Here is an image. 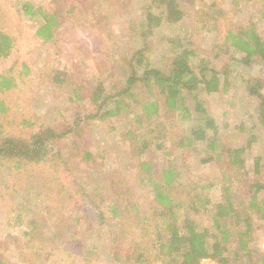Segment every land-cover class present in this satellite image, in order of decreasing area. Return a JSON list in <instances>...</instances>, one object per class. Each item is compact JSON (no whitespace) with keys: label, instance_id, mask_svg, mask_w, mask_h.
<instances>
[{"label":"trees","instance_id":"trees-1","mask_svg":"<svg viewBox=\"0 0 264 264\" xmlns=\"http://www.w3.org/2000/svg\"><path fill=\"white\" fill-rule=\"evenodd\" d=\"M185 1L190 2L145 0L147 17L138 26L142 47L133 51L127 61L124 79L113 82L110 89L109 80L119 79L115 61L108 80L79 70L55 68L49 72L47 79L69 94L70 102L79 109L72 122L64 123L61 129L47 122L38 124L30 110L12 105L17 81L25 83L22 75L29 72V65L21 63L24 70L18 76H10L15 62L0 72V204L7 213L17 212L18 224H23L21 210L25 205L8 207L7 196L18 187H26L31 195L30 181L40 175L42 186L37 196L46 206L54 208L57 197L69 187L80 216L104 225L117 224L118 239L112 241L109 249L112 261L101 264H197L204 257H211L218 264H264L262 157L255 158L251 174L243 156L245 147L221 145L217 136L221 128L203 98L228 93L234 64L250 69L260 66L263 75L247 80L246 87L250 97L258 102L254 126L264 133V31L257 18H249L245 23L237 21L251 3L261 7L264 18V0H231L225 9L215 0L209 7L199 6L192 11L184 9ZM71 2L82 0L64 3L65 8L71 5L74 11ZM15 9L21 25L23 17L39 14L41 20L35 35L45 42L53 41L64 24H72L71 20L59 24V12L41 14L30 0L19 1ZM76 20L84 22L82 15ZM88 20L99 29L103 45H109L111 39L118 41L120 35L116 37L112 30L115 23L101 17L97 10L92 11ZM189 22L187 38L195 40L197 33L204 41L206 33H212L210 47L204 46L198 53L196 45L188 40L167 38L163 40L175 42L178 49L170 62L154 53L151 37L158 28ZM124 28L121 36L123 31L128 32ZM16 34L14 28L0 20V60L12 59ZM107 49L113 58L114 51ZM163 109L178 113L184 122L191 121L190 135H176L174 148L185 150L204 144L207 154L200 163L213 164L218 169L211 183L197 182L199 177L193 172V165L173 158V149L163 151L166 143L162 140L170 134ZM110 119L133 120L135 128H128L125 149L139 162L131 183L124 178L112 181L110 193L94 198L73 178L78 171L88 170L98 164L99 158L103 159L87 148L89 126L94 121L105 123ZM256 136H252L247 147ZM67 138L71 142L65 156L60 141ZM114 152L121 156L119 151ZM28 224L26 234L34 237V248L46 256L52 257L50 251L58 247L65 250L66 257H71L77 248L68 241L71 236L58 246L63 226L59 233H51L42 218ZM258 234L262 237L259 244ZM79 256L82 260L86 255L82 251ZM90 264L97 263L92 259Z\"/></svg>","mask_w":264,"mask_h":264},{"label":"rangeland","instance_id":"rangeland-1","mask_svg":"<svg viewBox=\"0 0 264 264\" xmlns=\"http://www.w3.org/2000/svg\"><path fill=\"white\" fill-rule=\"evenodd\" d=\"M19 1L23 0H0V20L4 25H10L15 29V33H18L16 34V48L12 59L10 61L0 60V72L13 66L15 62L17 65L14 66V71L10 76H18L24 70L21 63L25 62L29 65V72L22 75L25 83L17 81L18 89L14 92L12 105H21V108L30 110L38 124L47 122L52 127L61 129L64 123L72 122L79 109L70 102L69 94L61 91L58 85L47 79L49 72L55 68L69 71L79 70L86 74H93L97 78L108 80L107 77L111 68L114 69L116 64L119 79L109 80L111 83H108V87L110 89L115 81L121 82L126 75L124 69L127 61L131 58L133 51L142 47L143 39L138 26L144 24L147 17V10L144 8L145 0H82V2H71L74 11L71 10V5L67 8L64 7L67 0H30L41 14L52 15L59 12L61 16V20L58 18L59 24L66 20L72 21L70 25L69 23L64 24L60 28L59 34L53 41L49 42H45L35 35L39 26L38 22L41 20L39 14L34 18L25 16L22 25L19 23L17 20L19 13L15 9ZM189 1L183 2V7L187 11H192L199 6L209 7L215 0H205V4L199 0ZM230 2L231 0H217V3H221L224 9L228 8ZM94 9L101 17L115 23L112 30L116 37L120 35L118 41L111 39L109 45H103L104 40L100 37L99 29L88 22ZM78 15H82L84 22H77ZM262 15L261 7L251 3L238 16L237 21L245 23L248 22L249 18H257L262 31H264ZM121 22L124 23L123 26ZM189 25L190 22L188 25L183 23L179 25L164 24L158 28L151 37L154 53L162 55L167 58V62H170L169 58H172L178 49L175 42L173 44L171 41H164L167 38L178 40V42H180L179 39L181 41L182 39L188 40L196 45L198 53L202 52L204 46L210 47L213 43L212 33H206L204 41L201 34L197 36V33L195 40L190 37L188 39L186 28H189ZM124 27L128 28V32L123 31V36H121L122 28L125 30ZM107 48L109 51H114L113 58H110ZM114 61L115 64L112 65ZM262 75L263 72L258 65L250 69L240 64H234L228 93L225 96L205 95L203 98L218 121L219 128H221L217 135L219 143L235 149L245 147L246 151L243 156L247 159L251 174H253L255 158L262 157L261 177L264 179V133L260 128L254 126L256 121L254 115L258 102L250 97L246 87L247 80ZM163 110V120L170 127L168 138L162 140L166 143L163 151L173 149L176 153L172 156L173 158L176 157L180 163L190 162L193 165V172L199 177L197 182L202 180L211 183L217 176L218 169L213 164L200 163L207 154L204 151L206 147L204 144L185 150L174 148L176 135H190L191 121L184 122L178 113ZM193 117L195 118L196 115ZM199 117L201 116L199 115ZM132 125V119H110L105 123L94 121L90 124V142L87 148L96 157L102 155L103 159L99 158L98 164L88 170L78 171L73 179L94 198L110 193L112 181L115 182L124 178L131 183L135 179V165L138 164L139 158L133 156L128 148L125 149L128 143L127 131ZM226 125L228 129H226ZM242 126L243 129H241ZM132 127L135 128L134 125ZM253 135H257V139L250 147H247ZM70 142L69 138L60 141L61 152L65 156L68 155ZM115 146H117L116 150ZM114 151H119L121 156L119 157ZM193 179L196 180V178ZM41 186L42 178L40 175H36L29 184V187L32 188L31 195L27 192L26 187H18L14 193L8 194V207L12 204L25 205L24 209L21 210L23 221L21 225L17 223V212L7 213L0 204V263L90 264L93 259L97 264H101V262L112 261L109 249L112 247V241L118 239L117 224L104 225L96 220L90 221L89 218L80 216L82 214L75 208V199L71 194L72 189L69 187L64 188L60 196L57 197L55 207L50 208L37 196ZM75 190L76 188H73V191ZM139 190L142 192L140 188L137 194L140 193ZM262 194L264 195V193ZM79 217L80 219H78ZM39 218L47 222L51 233H59V227L63 226V231L60 233L61 237L57 239L58 246L61 245L63 239L64 241L67 240L65 237L69 239L71 236L68 241L81 250L76 248L72 251L71 257H66L65 250L57 247L55 251H50V255H53L51 257L44 255L45 252H40L38 248H34L32 242L35 241L34 237L28 236L26 233L30 227L28 223ZM77 219L78 222H75ZM32 228L31 231H33ZM68 228L73 229V231L68 230ZM261 239V234H258V241L260 240L258 244ZM82 251L86 256L81 260L79 255L82 254Z\"/></svg>","mask_w":264,"mask_h":264},{"label":"built area","instance_id":"built-area-1","mask_svg":"<svg viewBox=\"0 0 264 264\" xmlns=\"http://www.w3.org/2000/svg\"><path fill=\"white\" fill-rule=\"evenodd\" d=\"M197 264H218V263L216 262V260H214L211 257H204L200 259Z\"/></svg>","mask_w":264,"mask_h":264}]
</instances>
